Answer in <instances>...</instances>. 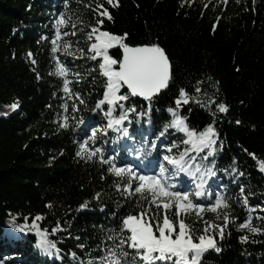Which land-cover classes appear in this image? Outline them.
I'll use <instances>...</instances> for the list:
<instances>
[{"label":"trees","instance_id":"trees-1","mask_svg":"<svg viewBox=\"0 0 264 264\" xmlns=\"http://www.w3.org/2000/svg\"><path fill=\"white\" fill-rule=\"evenodd\" d=\"M89 3L93 0L83 3L68 0L67 5L65 0H0V107L10 108L7 105L12 102L19 103L16 112L0 113V260L3 264H80L81 261L86 264L90 256L100 254L97 245L102 248L101 241L111 244L105 239L109 234L106 229L114 226L110 222L116 219L110 213L115 211L120 215L137 210V197L125 198L116 191L114 183L118 178L106 173L107 165L86 163L75 155L85 126L92 119L101 120L91 111L102 93L104 78L95 66L96 61L87 54L89 42L85 34L96 19L86 7ZM110 11L113 20L105 18V29L118 34L127 32V42L131 44L158 41L173 61L176 85L191 92L192 84L202 79L209 97L215 96L217 102L230 106L227 114L218 113L216 117L223 148L216 157L217 175L209 185L211 191H224L231 197L229 212L239 220L228 225L222 241L217 237L222 251L210 250L202 264H264V234H249V241L241 243L239 237L246 230L236 227L246 217V210L237 199L238 184L244 186L250 204L264 206V172L258 167V159H264V0H239V3L228 0L227 5L221 0H120V7ZM60 13H67L77 26L75 37L64 38L72 41L71 50L77 56L79 48L86 53L78 59L57 53L70 69V87L79 91L86 101L78 113L69 109L67 114L75 117L70 120L69 129H62L57 123L58 114H65L61 107L62 80L50 74L55 70L51 38ZM29 51L35 64L27 56ZM117 53L118 49L112 50L113 55ZM75 73H80L82 79ZM216 81H219L218 91L213 87ZM176 94L177 87L172 86L153 102V124L147 118L139 122L133 119L129 131L134 139L118 137L110 130L104 137L107 143L98 140L97 146L105 149L106 156L115 154L118 162L121 159L141 162L142 157L137 154L140 140L155 139L151 133L169 118L164 110ZM183 114L188 117L189 125L198 130L213 119L208 110L196 103L186 105ZM80 118L85 123L77 127ZM236 120L241 123L236 124ZM180 136L181 133L173 131L170 139ZM233 158L243 176L224 171ZM102 173L105 179H101ZM222 184L227 186L226 190L220 187ZM96 192H101L100 200L94 199ZM84 201L89 202V207L79 210ZM49 202L53 205L51 209L46 207ZM9 213L17 216V225L24 223L25 216L31 218L39 213L45 215L42 227L50 229L59 220L67 230L52 238L57 240L64 259L44 254L36 246L34 234L20 233L13 227ZM259 214L264 216V212ZM205 218L223 223L211 212H206ZM187 222L197 231L202 229L195 217H188ZM252 223L264 228V221L254 218ZM80 243L85 247L81 249ZM72 252L79 259L74 260Z\"/></svg>","mask_w":264,"mask_h":264},{"label":"snow or ice","instance_id":"snow-or-ice-1","mask_svg":"<svg viewBox=\"0 0 264 264\" xmlns=\"http://www.w3.org/2000/svg\"><path fill=\"white\" fill-rule=\"evenodd\" d=\"M67 2L68 0H65L66 5ZM221 2L227 5L228 0ZM77 3H83V0H77ZM86 7L96 18L85 34L86 41L89 42L87 54L89 59L96 61L95 66L104 78V84L100 97L91 108L101 120L92 119L85 126L82 138L77 142L78 150L75 155L86 163H99L101 167L107 165L106 173L118 178L114 183L116 191L122 193L125 198L137 197L136 211L120 215L115 211L110 213L116 218L110 222L114 226L106 229L109 234L105 239L111 241V244L101 241L103 247L97 245L100 254L90 256L86 264H202L210 250L215 253L222 251L217 237L222 241L228 225L239 220V217L232 216L229 212L231 197L224 191H211L209 185V181L217 175L216 157L218 151L223 148L220 132L216 127V117L218 113L227 114L230 106L223 101L217 102L215 96L209 97L204 91L205 81L202 79L192 84L191 92L185 86L176 85L173 61L158 41L131 44L127 42V32L118 34L105 29V18L108 21L113 20L110 8L120 7V0H93V3L87 4ZM204 7L208 5L205 4ZM218 20L219 18L217 23ZM69 27L73 29L71 32L64 30ZM76 29L77 26L72 23L71 17L67 13H60L55 20V30L51 38L55 70L50 74L61 78L64 93L61 107L65 114H58L57 121L62 129H69L70 120L75 119L67 114L69 109L78 113L81 111L80 105L86 104L81 93L73 91L70 87V69L57 55L63 52L74 59L86 55L84 49L79 48L77 56L76 52L71 50L72 41L64 39L68 36L75 37ZM113 49H118L117 55L112 54ZM27 56L32 58L33 53L29 51ZM31 63L35 64L36 60L32 58ZM75 76L82 79L80 73H75ZM37 78L39 79V73ZM218 84L219 81H216L213 85L217 91ZM172 86L177 87V94L164 110L169 118L151 133L155 137L154 140L142 138L139 142L140 149L137 154L142 157V161L126 162L121 159L118 162L115 154L106 156L105 149L97 146V141L100 140L101 144L107 143L104 137L110 130L117 133L118 137L134 139V135L129 131L133 119L139 122L147 118L149 124H153V102ZM137 98H142V102ZM69 101L72 102L71 105ZM190 103L199 104L213 117L203 129L198 130L190 126L188 117L183 114L184 107ZM212 105H215L214 110ZM7 106L15 110L19 108V103L15 101ZM76 123L79 127L85 122L80 118ZM235 123L240 124L241 121L236 120ZM173 131L181 133L182 136L170 139L173 137ZM249 155L258 159L254 153ZM143 160H147V163H143ZM235 164L236 160L233 158L232 164L224 171L243 176L244 173L239 171ZM258 167L264 172V159H258ZM101 179H105L103 173ZM220 187L226 190L227 186L222 184ZM237 187V199L245 208L246 217L236 224V227L246 230V233L239 237L241 243H246L250 239L249 234H264V228L252 223L254 218L264 221V216L259 214L264 212V206L250 204L244 186L238 184ZM94 199L100 200L101 192H96ZM46 207L51 209L53 205L49 202ZM88 207V201L78 206L79 210ZM206 212L215 214L216 220H222L223 223L206 219ZM9 215L13 227L18 228L20 233L34 234L36 246L44 254L59 260L64 259L57 240L52 238L67 230L59 220L49 229L41 226L45 219L43 213L31 218L25 216L24 223L20 225L15 223L17 216L11 213ZM188 217H195L196 221L202 224V229L195 230L193 225L187 222ZM78 246L81 249L85 247L84 243ZM70 255L74 260L79 259L76 252ZM0 264H3V260H0ZM80 264L85 262L81 261Z\"/></svg>","mask_w":264,"mask_h":264},{"label":"rangeland","instance_id":"rangeland-1","mask_svg":"<svg viewBox=\"0 0 264 264\" xmlns=\"http://www.w3.org/2000/svg\"><path fill=\"white\" fill-rule=\"evenodd\" d=\"M16 111H17V109L13 110V109L7 108V107H0V113H3L5 115L12 114V113H14Z\"/></svg>","mask_w":264,"mask_h":264},{"label":"water","instance_id":"water-1","mask_svg":"<svg viewBox=\"0 0 264 264\" xmlns=\"http://www.w3.org/2000/svg\"><path fill=\"white\" fill-rule=\"evenodd\" d=\"M140 99H142V98H140Z\"/></svg>","mask_w":264,"mask_h":264}]
</instances>
